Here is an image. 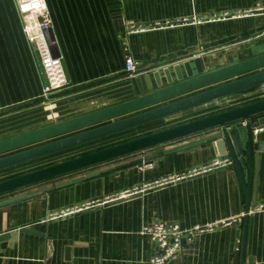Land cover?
<instances>
[{
	"label": "crops",
	"instance_id": "crops-1",
	"mask_svg": "<svg viewBox=\"0 0 264 264\" xmlns=\"http://www.w3.org/2000/svg\"><path fill=\"white\" fill-rule=\"evenodd\" d=\"M46 1L52 18V49L63 58L69 82L43 97L44 77L23 31L16 0H0V140L133 98L139 95L134 79L155 69L200 58L209 71L264 53V13L209 18L224 11L247 10L258 0ZM192 16L199 21L163 25ZM131 24L140 30L129 32ZM125 54L136 62L135 73L124 70ZM261 98L264 84L1 170L0 175L48 163L37 169L45 167L96 151L89 150L93 147H108ZM214 132H198L0 195L1 201L32 193L0 206V264H152L155 247L140 234L143 224L162 221L189 227L236 219L195 235L166 263L234 264L246 205L235 168L221 166L174 182L155 183L217 159L209 143L154 157L141 167H117ZM254 139L259 142L256 205L247 217L245 256L264 264V209L256 208L264 202V126L254 132ZM96 171L100 173L87 177ZM80 177L85 178L53 187ZM146 184L144 190L122 198L58 214ZM22 228H34L42 235L21 232ZM15 230L14 238L6 236Z\"/></svg>",
	"mask_w": 264,
	"mask_h": 264
},
{
	"label": "water",
	"instance_id": "water-1",
	"mask_svg": "<svg viewBox=\"0 0 264 264\" xmlns=\"http://www.w3.org/2000/svg\"><path fill=\"white\" fill-rule=\"evenodd\" d=\"M53 52L59 56V53L54 50ZM260 84H264V53L209 71H205L200 58L155 69L134 79V86L139 95L133 98L1 139L0 171L129 130ZM263 126L264 98H261L1 180L0 195L117 157L142 152L198 132L215 130L210 135L132 159L117 167L133 164L141 167L150 164L154 157L209 143L217 159H227L230 163L226 166L235 168L246 196L241 240L238 243L239 253L234 264H255L251 258L245 256V231L250 209L256 205L254 193L259 142L254 139V132L256 127ZM99 173L100 171H96L87 177ZM245 175L248 176L247 180ZM84 178L66 180L53 187H62ZM31 194L25 193L1 200L0 206ZM20 231L42 235L34 228H22ZM17 233L15 230L6 236L14 238ZM236 236L239 238L238 230Z\"/></svg>",
	"mask_w": 264,
	"mask_h": 264
},
{
	"label": "built area",
	"instance_id": "built-area-1",
	"mask_svg": "<svg viewBox=\"0 0 264 264\" xmlns=\"http://www.w3.org/2000/svg\"><path fill=\"white\" fill-rule=\"evenodd\" d=\"M17 10L22 22L23 31L30 43L38 65L44 77L43 97L48 98L54 91L64 88L68 82V75L66 72L64 60L61 56L54 54L52 49L51 29L52 18L49 13L48 3L46 0H16ZM254 13H264V0H258L253 7L247 10L224 11L218 15L210 16V19H226L236 18ZM195 16L191 18L184 17L173 21H166L163 25L173 26L181 23H195L198 22ZM140 30L133 24L129 25L128 31L133 32ZM123 50L127 53L128 47L124 39ZM124 70L127 73H135L137 70L136 62L128 55L125 54ZM259 129H262L260 127ZM258 130L255 129V131ZM230 161L227 159H215L212 162L193 168L184 173L172 175L156 184L170 183L180 180L186 176H192L199 173H204L212 169L226 166ZM149 185L142 187H133L126 191L117 194L106 196L103 200L92 201L91 203L84 204L81 207H72L62 210L58 213L60 216L71 214L75 211L88 208L90 205L107 202L114 199L122 198L129 194L139 192L147 188ZM257 209H264V202L256 206ZM236 219L222 220L217 223L194 224L189 227H181L178 223H165L162 221L152 222L150 224H143L139 232L141 235L147 236L155 247V253L151 257L152 264H166L176 253L180 251L185 242H191L195 235L211 232L216 228L224 227Z\"/></svg>",
	"mask_w": 264,
	"mask_h": 264
},
{
	"label": "rangeland",
	"instance_id": "rangeland-1",
	"mask_svg": "<svg viewBox=\"0 0 264 264\" xmlns=\"http://www.w3.org/2000/svg\"><path fill=\"white\" fill-rule=\"evenodd\" d=\"M99 148H101V147H93V148H90L89 150H97V149H99ZM88 150V151H89ZM82 152H87V151H82ZM82 152H79V153H77V154H80V153H82ZM90 152V151H89ZM46 164H48V163H45V164H40V165H37V166H34V167H31V168H25V169H22V170H18V171H15V172H11V173H6V174H3V175H0V181L1 180H4V179H7V178H10V177H13V176H16V175H19V174H21V173H23V172H28V171H30V170H35V169H37V167L38 166H44V165H46Z\"/></svg>",
	"mask_w": 264,
	"mask_h": 264
}]
</instances>
